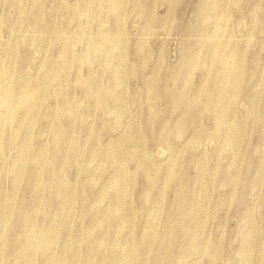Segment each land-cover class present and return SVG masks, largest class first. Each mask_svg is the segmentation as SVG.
Listing matches in <instances>:
<instances>
[{
	"label": "rangeland",
	"instance_id": "374dc122",
	"mask_svg": "<svg viewBox=\"0 0 264 264\" xmlns=\"http://www.w3.org/2000/svg\"><path fill=\"white\" fill-rule=\"evenodd\" d=\"M0 264H264V0H0Z\"/></svg>",
	"mask_w": 264,
	"mask_h": 264
},
{
	"label": "bare ground",
	"instance_id": "6f19581e",
	"mask_svg": "<svg viewBox=\"0 0 264 264\" xmlns=\"http://www.w3.org/2000/svg\"><path fill=\"white\" fill-rule=\"evenodd\" d=\"M219 76L221 77V82H222V84L224 85V88H225V90H223V92L226 91V90H231L233 88V82H234L232 71L229 70L228 68H225L223 66L222 71L220 72ZM206 94H209V93H206ZM222 100H223V98H222Z\"/></svg>",
	"mask_w": 264,
	"mask_h": 264
}]
</instances>
